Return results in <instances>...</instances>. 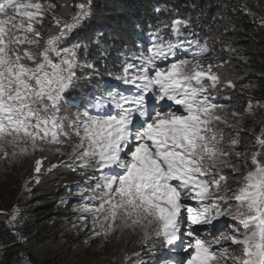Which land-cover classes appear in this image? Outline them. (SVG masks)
I'll return each mask as SVG.
<instances>
[{"label": "snow or ice", "instance_id": "snow-or-ice-1", "mask_svg": "<svg viewBox=\"0 0 264 264\" xmlns=\"http://www.w3.org/2000/svg\"><path fill=\"white\" fill-rule=\"evenodd\" d=\"M92 15V0H0L4 171L28 162L39 182L45 162L44 172L79 168L72 228L102 248L140 246L119 247L110 264H264V100L217 102L237 88L233 60L247 58L231 44L217 53L179 15L151 25L130 55L110 57L102 34L92 50L68 45ZM0 215L17 227L18 206Z\"/></svg>", "mask_w": 264, "mask_h": 264}, {"label": "trees", "instance_id": "trees-1", "mask_svg": "<svg viewBox=\"0 0 264 264\" xmlns=\"http://www.w3.org/2000/svg\"><path fill=\"white\" fill-rule=\"evenodd\" d=\"M118 2L119 9L117 10L118 5L111 7L109 20L107 19L102 25L97 24L96 27H86L83 32L76 29L70 35L68 45L87 44L92 50V46L97 41L96 36L102 34L104 39L101 43L109 49L110 57L130 55L132 52L139 51L137 46L139 43L147 42L150 26L155 25L159 19L174 18L177 15L182 18H191L196 38L201 42L207 40L210 47L226 57L227 53L221 52V49L225 46V40H229L227 44L237 48L239 56L247 58L237 60L239 64L236 77L237 88L221 89L219 97L225 99L222 104H243L249 97L248 91L252 93V98L264 100V26L259 23L260 17L264 16V0H118ZM124 3L125 5L121 6ZM164 6H167L168 11L162 14L154 11L156 7ZM241 6L251 9L255 15H247L240 10ZM230 12H233L231 19L236 24L237 31L229 30L223 33L226 20L218 17L227 16ZM222 20L223 24H221ZM95 28L97 31L93 32ZM241 28L243 31L239 30ZM79 32L83 35L79 36ZM74 39H77V42H74ZM244 78L247 85L255 87L251 90H242L241 80ZM58 159V157H51L50 161L55 163ZM45 163L48 164V162ZM33 175L30 164H27L24 174H16L11 180L12 194L15 195L24 183H27L25 180L31 183L30 179ZM47 175H50L48 179L54 183L44 192L34 186L32 195L14 198L13 201L10 196L0 197V210L11 211L17 206L19 208V220L15 229L7 223L9 217L0 215V244L3 245L0 250V264H19L21 253L26 257L30 255L32 264H56L61 260V256L55 255L58 254L57 252H51L50 242L55 234H51L50 230L39 228L38 222L41 220L47 229L49 222L57 228L63 242L57 241L55 246L59 249L66 251L65 245L77 241L75 233L67 229L64 222L69 221L67 214L71 212L72 205L78 203L79 198L74 195L73 201L71 196H66V190L70 188L71 193L79 192L80 187L86 186L85 177L79 168L71 165L53 169ZM64 199L67 203L63 206L59 205L58 202ZM39 208L42 209L41 213H33ZM15 231L27 239L18 238L13 234ZM61 245L64 248H61ZM52 254L53 258L48 260ZM111 256L107 257L109 264Z\"/></svg>", "mask_w": 264, "mask_h": 264}, {"label": "rangeland", "instance_id": "rangeland-1", "mask_svg": "<svg viewBox=\"0 0 264 264\" xmlns=\"http://www.w3.org/2000/svg\"><path fill=\"white\" fill-rule=\"evenodd\" d=\"M71 3H79L82 2V0H70ZM99 4V5H97ZM117 7V10L119 9V2L118 0H92V8H93V15L92 17L87 20L80 28H78L77 30H80V32H83V29H86V27L88 28L89 26H93L96 27L97 24L98 25H102L104 24L107 19H110V13H111V7ZM124 4H122L121 6H124ZM72 11H74V9H72ZM233 12H230L227 14V16L232 17ZM224 21H221V24H223ZM220 29V28H219ZM218 29V30H219ZM96 32L97 29H94ZM75 31V30H74ZM73 31V32H74ZM79 32V36L83 35ZM70 37V36H69ZM68 37V40H69ZM98 37V36H96ZM229 40H225V45L228 43ZM74 42H77V39H74ZM233 63L235 65V68L230 69L228 74L237 77L238 76V70H239V64L237 63V60H233ZM241 84L243 85H247L246 83V79L244 78L243 80H241ZM243 90V87H242ZM249 96L252 95V93H250V91H248L247 93ZM217 99H220L221 101H223V98L217 96ZM223 103V102H222ZM259 116H264V112L258 113V117ZM246 139H251L250 137H245ZM29 164L28 162H25L22 165H18L15 166L13 168H10L7 172L4 171V168L6 167V165L0 164V197H2L3 195L8 197H11V201L14 200V198H19L25 195H32V188L34 186L39 187V189L41 191H46L47 189H49L50 187H52L53 185V181L49 180L48 178L50 177V175L48 176V172H44L43 168H47L48 164L45 163L43 168H42V174L39 175L38 177V181L35 178V174L33 175V177L30 179L31 183H28L29 180H25L23 187L21 189H19V191L13 195V189L10 187L11 184V180L13 179V177L16 174H24L25 169H26V165ZM53 171V170H52ZM51 171V172H52ZM22 172V173H21ZM25 184H27V187H25ZM69 195L72 197V200L74 201V195L75 193H71L70 188H67L66 190V196ZM66 201V199H64ZM59 205H65L62 204L61 201L58 202ZM5 209V208H3ZM8 210V209H7ZM3 212H9L6 210H3ZM38 212L41 213L42 209L39 208L37 210H34L33 213ZM5 217L8 218V216L5 215ZM67 218H69V221L66 220V222H64L66 224L67 229L73 231L75 233V236L77 237V241L76 242H72V243H68L67 245H65L66 247V251L59 249L57 245V241L60 243L62 242V239L60 238V233L58 232L57 228L51 224V222H49L48 227L52 228V229H47V226L45 225V223H43V220L38 222V226L39 228L43 229V230H50L51 234H55V236L53 237V239H51L50 245L52 247L51 252H57L58 257L61 258L60 261H58L56 264H109V260H108V256L109 255H114L115 253H117L116 255H121V253H119L118 248L119 247H124L125 250L129 253L134 252V251H138L140 249V246L135 243V237H132L131 239L133 240V243L128 244V245H124L123 243H121L120 245H115V244H110L107 247L102 248L101 244L102 241L98 240V239H89V234L87 231H78L77 229H73L72 228V223L75 221V215L72 213V211L67 214ZM27 223V222H24ZM3 248V245L0 244V250ZM61 248H64L63 245H61ZM160 250H159V245H158V250L156 251V253L151 257L152 260H157L160 258ZM53 258V254L49 256L48 260ZM144 259H149V256L145 255L143 256Z\"/></svg>", "mask_w": 264, "mask_h": 264}]
</instances>
